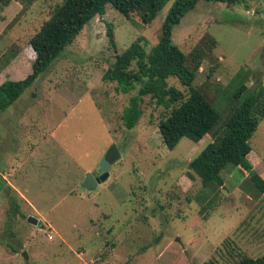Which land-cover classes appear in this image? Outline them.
Returning <instances> with one entry per match:
<instances>
[{"label": "rangeland", "instance_id": "1", "mask_svg": "<svg viewBox=\"0 0 264 264\" xmlns=\"http://www.w3.org/2000/svg\"><path fill=\"white\" fill-rule=\"evenodd\" d=\"M61 1L11 0L4 9L0 86L32 73L29 40ZM175 1L149 26L107 6L2 113L0 264H236L239 255H264V193L238 169L223 173V187H204L188 166L211 136L184 138L170 151L151 124L149 98L137 127L126 129L121 116L139 87L125 95L103 81L116 55L107 24L119 53L139 38L151 51ZM209 39L218 45L207 50L195 85L225 118L244 99L229 100L243 77L250 90H264V0L201 1L173 29V44L186 54ZM168 82L187 92L178 79ZM250 143L248 159L264 176V121ZM113 145L121 159L104 183L86 190L87 174Z\"/></svg>", "mask_w": 264, "mask_h": 264}, {"label": "trees", "instance_id": "2", "mask_svg": "<svg viewBox=\"0 0 264 264\" xmlns=\"http://www.w3.org/2000/svg\"><path fill=\"white\" fill-rule=\"evenodd\" d=\"M201 1L229 6L242 3V0H176L164 20L159 42L151 51L139 38L119 53L113 25L107 24V35L116 55L113 64L105 72L103 81L115 83L117 91L125 95L139 87L121 116L126 129L137 127L143 116L145 98H149V103L155 105L151 124L157 126L164 145L170 151L184 138L198 143L205 136H211L213 141L188 166L201 179L204 187H223V173L229 169H238L241 175L249 178L258 192L264 193V176L256 172L248 159L252 152L250 140L264 121V90H250L245 78L239 76L243 77L244 82L233 91L229 100L233 98L238 102L242 95L244 99L237 105L234 104L229 114L223 118L218 105L209 99L202 88L195 85L207 50L215 49L217 42L213 39L206 40L204 46L190 54L173 44L174 27ZM167 2L168 0H62L56 4L40 29L29 40V45L36 54L32 73L22 81H7L0 86V117L77 40L86 25L106 14L107 6H112L132 24L149 26ZM10 4L11 0H0V24L4 21L2 13ZM172 78L178 79L187 92L170 86L168 81ZM154 112H157L155 119ZM239 256L240 260L236 264H264V255L256 259L246 255Z\"/></svg>", "mask_w": 264, "mask_h": 264}, {"label": "water", "instance_id": "3", "mask_svg": "<svg viewBox=\"0 0 264 264\" xmlns=\"http://www.w3.org/2000/svg\"><path fill=\"white\" fill-rule=\"evenodd\" d=\"M121 159V154L118 151L115 145L111 146L108 150L104 160L101 162L100 167L97 171L93 173H88L86 180L84 182V187L86 190L92 192L96 190V188L104 183L109 177V168L117 163ZM28 222L34 226H44L40 224V221L34 217L28 218Z\"/></svg>", "mask_w": 264, "mask_h": 264}, {"label": "crops", "instance_id": "4", "mask_svg": "<svg viewBox=\"0 0 264 264\" xmlns=\"http://www.w3.org/2000/svg\"><path fill=\"white\" fill-rule=\"evenodd\" d=\"M1 76V75H0ZM3 179H4V177H3ZM5 180V179H4Z\"/></svg>", "mask_w": 264, "mask_h": 264}]
</instances>
